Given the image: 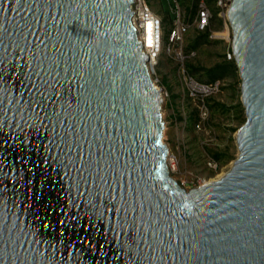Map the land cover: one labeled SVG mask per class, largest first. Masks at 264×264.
I'll return each mask as SVG.
<instances>
[{"label":"water","instance_id":"95a60500","mask_svg":"<svg viewBox=\"0 0 264 264\" xmlns=\"http://www.w3.org/2000/svg\"><path fill=\"white\" fill-rule=\"evenodd\" d=\"M133 2L0 0V264H264V0L228 10L239 156L190 190L168 168L163 88ZM9 148L49 169L78 241L51 239L22 209Z\"/></svg>","mask_w":264,"mask_h":264},{"label":"rangeland","instance_id":"374dc122","mask_svg":"<svg viewBox=\"0 0 264 264\" xmlns=\"http://www.w3.org/2000/svg\"><path fill=\"white\" fill-rule=\"evenodd\" d=\"M213 4V0H209ZM153 10L162 15L165 20L166 34L175 18L173 0H150ZM183 5L189 6L192 0H181ZM213 28H219V20H214ZM232 31V30H231ZM198 31L191 29L184 40V50L191 55L187 67L192 64L196 69L197 78L207 77L208 70L226 59L227 44L220 39L204 40L196 49H190L189 44L194 40ZM232 34V33H231ZM234 60V59H233ZM178 61L164 56L159 64L158 72L162 84L169 90L170 97L175 94V106L167 107L164 101L163 117L165 129L163 140L169 147V152L178 158L176 170H170L171 175L186 189L190 190L199 181L210 180L217 173H226L239 156L237 145V131L246 121L245 107L242 103L241 77L238 69L227 71L219 79L224 83L221 92L215 95L210 102V118L204 130L195 128L196 108L187 98L179 83ZM164 76L166 78L163 81ZM214 152L224 155L219 161L221 168L217 172L206 166L208 155ZM171 169V168H170Z\"/></svg>","mask_w":264,"mask_h":264},{"label":"built area","instance_id":"2783aa9c","mask_svg":"<svg viewBox=\"0 0 264 264\" xmlns=\"http://www.w3.org/2000/svg\"><path fill=\"white\" fill-rule=\"evenodd\" d=\"M173 1L175 3L173 11L176 16L167 34L164 17L153 10L148 0H134L131 7L132 23L143 45V51L149 57L148 67L153 81L159 89L163 88L164 101H167L170 93L159 76L160 61L164 56L178 61L179 83L196 108L195 128L202 131L210 118L211 99L221 92L224 83L220 79L211 82L201 81L189 71L186 61L195 52L192 51L191 54L185 52L183 47L185 35L193 28L198 32L208 31L211 39H220L227 44L225 57L227 60H233L232 31L228 22V10L233 0H213V4L209 0H192L189 6H187L188 3L183 5L181 0ZM215 17L221 23L220 28H213L212 23ZM149 23L151 28L148 27ZM167 164L169 170H176L178 158L169 152ZM206 166L213 172L221 168L220 162L211 155L206 158ZM206 181L208 180L199 181L194 187H200ZM180 184L183 186V183Z\"/></svg>","mask_w":264,"mask_h":264},{"label":"flooded vegetation","instance_id":"af4514ba","mask_svg":"<svg viewBox=\"0 0 264 264\" xmlns=\"http://www.w3.org/2000/svg\"><path fill=\"white\" fill-rule=\"evenodd\" d=\"M7 153L9 159L16 160L15 162L21 161L18 188L29 190L28 193L22 195V198L26 197L23 200L22 209L25 212L31 211L32 221H36L38 225L48 230L51 239L78 241L81 237L80 234L67 230V226L62 223L63 214L55 205L59 195L55 191L57 190L56 184L49 169L45 171L38 156L25 149L9 148Z\"/></svg>","mask_w":264,"mask_h":264},{"label":"trees","instance_id":"16d2710c","mask_svg":"<svg viewBox=\"0 0 264 264\" xmlns=\"http://www.w3.org/2000/svg\"><path fill=\"white\" fill-rule=\"evenodd\" d=\"M148 1L150 2V0ZM214 20H216V17L213 19V22ZM208 39H211L209 37L208 31L198 32L194 40L189 44V48L196 49L204 40ZM188 69L192 74H195L197 71V69L192 64L189 65ZM237 69L238 68L234 60L225 59L224 62H221L220 64H217L214 68L209 69L207 77H201L198 79L205 82H211L219 79V76H223L225 72L236 71ZM244 122L245 120L243 121V123ZM213 157L220 161L224 157V155L218 152H214Z\"/></svg>","mask_w":264,"mask_h":264},{"label":"crops","instance_id":"0c3cea01","mask_svg":"<svg viewBox=\"0 0 264 264\" xmlns=\"http://www.w3.org/2000/svg\"><path fill=\"white\" fill-rule=\"evenodd\" d=\"M220 25H219V28H220V26H221V23H219ZM165 80H166V78H165V76H164V79H163V81L165 82ZM175 94H172V96H171V98L167 101V107L168 108H173L174 106H175Z\"/></svg>","mask_w":264,"mask_h":264},{"label":"bare ground","instance_id":"6f19581e","mask_svg":"<svg viewBox=\"0 0 264 264\" xmlns=\"http://www.w3.org/2000/svg\"><path fill=\"white\" fill-rule=\"evenodd\" d=\"M224 175H225V173H217V174L215 175V177L211 178L209 181H206V183H208V182H212V181H217V180H219L220 178H222ZM206 183H205V184H206ZM187 190H188V189H187Z\"/></svg>","mask_w":264,"mask_h":264},{"label":"snow or ice","instance_id":"6c2138e0","mask_svg":"<svg viewBox=\"0 0 264 264\" xmlns=\"http://www.w3.org/2000/svg\"><path fill=\"white\" fill-rule=\"evenodd\" d=\"M148 27L151 28V23H149ZM149 42H151V41L149 40Z\"/></svg>","mask_w":264,"mask_h":264}]
</instances>
